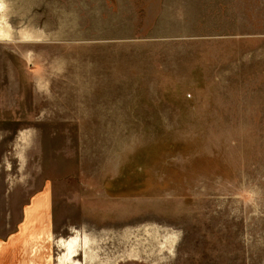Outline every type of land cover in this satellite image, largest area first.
I'll use <instances>...</instances> for the list:
<instances>
[{"label": "rangeland", "instance_id": "obj_1", "mask_svg": "<svg viewBox=\"0 0 264 264\" xmlns=\"http://www.w3.org/2000/svg\"><path fill=\"white\" fill-rule=\"evenodd\" d=\"M0 250L264 264V0H0Z\"/></svg>", "mask_w": 264, "mask_h": 264}, {"label": "crops", "instance_id": "obj_2", "mask_svg": "<svg viewBox=\"0 0 264 264\" xmlns=\"http://www.w3.org/2000/svg\"><path fill=\"white\" fill-rule=\"evenodd\" d=\"M40 222V221H38ZM42 222V220H41ZM9 250H0V264H21L22 263V255H21V252H19L17 250V253L15 254L18 255V260L17 261H13L11 258H10V255H9ZM14 262V263H13Z\"/></svg>", "mask_w": 264, "mask_h": 264}]
</instances>
